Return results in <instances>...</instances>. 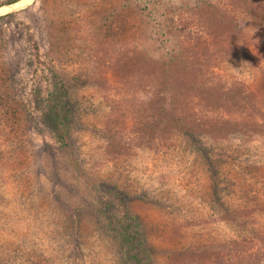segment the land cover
I'll return each mask as SVG.
<instances>
[{
  "label": "rangeland",
  "instance_id": "rangeland-1",
  "mask_svg": "<svg viewBox=\"0 0 264 264\" xmlns=\"http://www.w3.org/2000/svg\"><path fill=\"white\" fill-rule=\"evenodd\" d=\"M18 3L0 264H125L108 224L129 214L153 264H264V0Z\"/></svg>",
  "mask_w": 264,
  "mask_h": 264
},
{
  "label": "trees",
  "instance_id": "trees-1",
  "mask_svg": "<svg viewBox=\"0 0 264 264\" xmlns=\"http://www.w3.org/2000/svg\"><path fill=\"white\" fill-rule=\"evenodd\" d=\"M20 0H7L6 2H0V7L7 6L11 4H17ZM142 2V9L144 11L150 10L149 8L158 6L161 2H168V0H139ZM148 14L150 12L148 11ZM34 50L37 55L38 48L35 46ZM53 109L56 112L60 110L57 99L52 100ZM52 121L56 123L61 129L64 127L62 123L63 115L55 114L53 111ZM56 116H58L56 118ZM66 120V119H65ZM65 132V131H64ZM66 133V132H65ZM62 140V137L59 136ZM67 146V144H66ZM64 147V146H63ZM62 149H66L65 147ZM125 196H118L120 199ZM140 220L139 216L127 215L125 221L121 224L111 222L108 224L109 235L113 242L116 244L119 250L120 261L125 264H153L149 256V248L146 244L144 230L141 224L138 222Z\"/></svg>",
  "mask_w": 264,
  "mask_h": 264
},
{
  "label": "bare ground",
  "instance_id": "bare-ground-1",
  "mask_svg": "<svg viewBox=\"0 0 264 264\" xmlns=\"http://www.w3.org/2000/svg\"><path fill=\"white\" fill-rule=\"evenodd\" d=\"M17 4H19V3H17ZM17 4H16V5H17ZM7 8H9V7H7ZM0 9H1V8H0Z\"/></svg>",
  "mask_w": 264,
  "mask_h": 264
}]
</instances>
